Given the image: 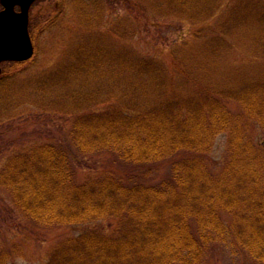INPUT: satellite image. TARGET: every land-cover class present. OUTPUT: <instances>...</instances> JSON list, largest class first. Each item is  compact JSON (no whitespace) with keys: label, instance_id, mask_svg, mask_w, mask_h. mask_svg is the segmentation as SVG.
I'll use <instances>...</instances> for the list:
<instances>
[{"label":"rangeland","instance_id":"1","mask_svg":"<svg viewBox=\"0 0 264 264\" xmlns=\"http://www.w3.org/2000/svg\"><path fill=\"white\" fill-rule=\"evenodd\" d=\"M31 16L35 55L20 66L4 64L0 78V169L12 155L51 143L74 158L77 184L111 172L156 185L185 157L221 173L229 132L200 153L132 164L110 151L82 154L73 143V124L99 111L200 103L207 95L264 81V0H39ZM224 101L245 138L260 144L258 122L239 103ZM224 218L229 225L231 215ZM116 224L38 225L0 185V252L8 264H48L61 242L92 231L111 234ZM200 264L259 263L229 238L211 246Z\"/></svg>","mask_w":264,"mask_h":264},{"label":"trees","instance_id":"2","mask_svg":"<svg viewBox=\"0 0 264 264\" xmlns=\"http://www.w3.org/2000/svg\"><path fill=\"white\" fill-rule=\"evenodd\" d=\"M224 100L239 103L264 134L263 80L207 95L200 103L171 100L144 112L99 111L78 118L72 129L82 154L110 151L132 164L200 153L229 132V159L219 175L201 159L185 157L160 184L111 172L77 184L74 158L54 144L38 143L9 157L0 185L38 225L117 221L111 234L92 231L61 242L48 264H200L211 246L229 238L264 264V140L246 139ZM0 264H8L5 252Z\"/></svg>","mask_w":264,"mask_h":264},{"label":"water","instance_id":"3","mask_svg":"<svg viewBox=\"0 0 264 264\" xmlns=\"http://www.w3.org/2000/svg\"><path fill=\"white\" fill-rule=\"evenodd\" d=\"M0 75L4 62L30 60L35 47L29 33V12L37 0H0ZM16 6L21 10L16 11Z\"/></svg>","mask_w":264,"mask_h":264},{"label":"flooded vegetation","instance_id":"4","mask_svg":"<svg viewBox=\"0 0 264 264\" xmlns=\"http://www.w3.org/2000/svg\"><path fill=\"white\" fill-rule=\"evenodd\" d=\"M38 2V1H37ZM36 2V3H37ZM35 5V4H34ZM33 7V6H32ZM16 11H20L21 10V8L19 7V6H16ZM32 9V8H31ZM3 10V6H2V4H1V1H0V12ZM33 24V19H32V16H31V10H30V25H32Z\"/></svg>","mask_w":264,"mask_h":264}]
</instances>
